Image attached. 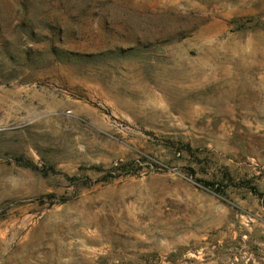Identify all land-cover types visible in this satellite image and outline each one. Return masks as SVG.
Here are the masks:
<instances>
[{
    "label": "rangeland",
    "instance_id": "rangeland-1",
    "mask_svg": "<svg viewBox=\"0 0 264 264\" xmlns=\"http://www.w3.org/2000/svg\"><path fill=\"white\" fill-rule=\"evenodd\" d=\"M0 264H264V0H0Z\"/></svg>",
    "mask_w": 264,
    "mask_h": 264
},
{
    "label": "trees",
    "instance_id": "trees-1",
    "mask_svg": "<svg viewBox=\"0 0 264 264\" xmlns=\"http://www.w3.org/2000/svg\"><path fill=\"white\" fill-rule=\"evenodd\" d=\"M124 167V165H121L120 168ZM95 169H98V168H95ZM118 169V168H115V170Z\"/></svg>",
    "mask_w": 264,
    "mask_h": 264
}]
</instances>
